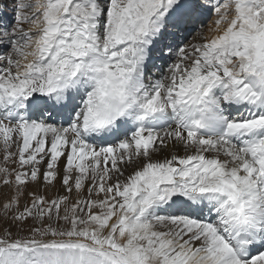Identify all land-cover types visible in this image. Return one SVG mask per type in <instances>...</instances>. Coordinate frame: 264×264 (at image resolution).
I'll list each match as a JSON object with an SVG mask.
<instances>
[{"label": "snow or ice", "instance_id": "1", "mask_svg": "<svg viewBox=\"0 0 264 264\" xmlns=\"http://www.w3.org/2000/svg\"><path fill=\"white\" fill-rule=\"evenodd\" d=\"M0 189V264H264V0H0Z\"/></svg>", "mask_w": 264, "mask_h": 264}, {"label": "bare ground", "instance_id": "2", "mask_svg": "<svg viewBox=\"0 0 264 264\" xmlns=\"http://www.w3.org/2000/svg\"><path fill=\"white\" fill-rule=\"evenodd\" d=\"M5 191H6V189H0V194H2ZM0 198H2V196H0Z\"/></svg>", "mask_w": 264, "mask_h": 264}]
</instances>
